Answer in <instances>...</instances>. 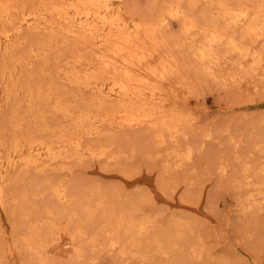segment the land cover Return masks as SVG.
Listing matches in <instances>:
<instances>
[{
  "label": "rangeland",
  "instance_id": "374dc122",
  "mask_svg": "<svg viewBox=\"0 0 264 264\" xmlns=\"http://www.w3.org/2000/svg\"><path fill=\"white\" fill-rule=\"evenodd\" d=\"M127 1L137 13L147 12L148 0ZM212 12L204 1L193 9L201 17V25ZM163 34L170 38V45L160 55L171 64L173 61L179 71L151 85L168 93L165 105L181 116L183 125L179 131L170 138L169 133L148 126H107L95 137H85L82 145L105 149L111 158H72L45 170L11 168L9 200L0 212V264H36L25 239L32 235V225L57 222L56 215L51 214L53 208L48 217L42 213L45 207L52 206L43 186L56 183L76 191L81 218L85 207L95 206L98 200L97 196L88 198L91 192L98 190L103 204L83 229L85 235L78 241L82 250L79 260L70 261L66 253H61L51 255L48 264H186L188 260L190 264H264V140L258 137V131L264 130V53L261 62L254 65L252 56L242 59L229 52L227 46H218L215 52L221 62L211 65L214 76L207 71L208 64L198 63L191 55L194 41H203L202 34H195L184 46L175 45L180 27L174 20ZM42 36L23 29L20 43L0 51V68L11 66L12 56H25L24 63H30L27 69L18 65L12 79L8 73L4 80L0 76V89L8 83L18 88L22 83L9 99L2 93L0 96V161L4 165L17 143L26 150L36 139L34 145L56 140L55 128L70 132L74 127L72 119L83 110L89 111L92 92L78 90L57 72V67L66 62L72 44L59 45L53 52L60 54V62H54V55L49 56L46 83L39 84L42 91L61 92V101L65 99L61 104L70 108L66 107L68 116L53 109V96L43 105L34 100V110L29 111L30 98L25 92L28 86L23 83L41 79L39 65L43 59L28 50L34 49ZM261 45L262 42L255 49ZM89 109L92 115L95 109ZM90 124L85 121L82 128ZM44 125L48 131L42 130ZM187 151L192 154L184 160ZM221 166H225V172H221ZM26 213L28 218L24 217ZM111 214L131 215L135 221L144 219L146 229L134 244L122 237L119 246L110 248L112 235L106 232L112 226L106 222ZM175 222L191 227L182 241L175 242L172 235V229L178 227ZM190 231L195 232L194 238ZM195 238L202 245L190 247L189 241ZM174 243L177 247L170 249ZM158 244L165 247V252L157 250ZM181 256L186 259L181 260Z\"/></svg>",
  "mask_w": 264,
  "mask_h": 264
},
{
  "label": "bare ground",
  "instance_id": "6f19581e",
  "mask_svg": "<svg viewBox=\"0 0 264 264\" xmlns=\"http://www.w3.org/2000/svg\"><path fill=\"white\" fill-rule=\"evenodd\" d=\"M200 1L210 5L211 12H215H212L202 25L199 21L201 17L193 13ZM18 2L19 0H0V25L3 26L0 51H8L19 40L23 29L43 34L35 48L28 50L34 57L40 56L43 59L39 65L41 79L36 81L30 78L32 80L27 81V77V82L23 83V86H28L25 92L30 98L29 111L34 110V100L43 105L53 96V109L64 117L68 116L69 107H63L61 104L65 100L61 101V92L49 93L39 89V86L46 83L49 56L54 55L53 52L59 45L72 44L66 62L57 67V72L62 73L64 79L78 90L92 92L88 110L91 112L89 107H93L95 112L91 115L89 111H81L78 117L72 119L74 127L70 132L55 128L56 140L54 137V140L40 141L34 145L36 139L26 150L15 143L14 154H8L7 164L4 165V162L0 161V212L5 210L9 200L11 168L40 167L45 170L52 164L72 158H111L105 149L97 150L82 145L85 137H95L104 127L122 129L148 126L162 133H169L170 138L176 135L183 125L181 116L166 108L165 103L169 102L168 93L151 85L153 81L161 82L179 71L172 60L171 64L160 55V52L170 45V38L163 37V30L173 20L180 27V35L175 45H183L189 39L193 40L197 33L204 36L199 44L194 41L196 45L192 44L191 55L198 63L208 64L206 69L210 75H214L211 65L221 62V57L215 52L218 46H227L229 52L238 54L242 59L252 56L254 65L261 62L264 53V0H148L147 12L143 14L137 13L127 0ZM261 42V47L255 49ZM26 58L20 55L12 56V65H3L0 68L1 79L4 80L6 73L9 74V79H12L17 73L15 68L18 65H25L23 69H27L30 63H24ZM53 60L60 62V54L54 55ZM12 84L3 86L0 96L2 93L9 99L12 94H17L22 83L18 88ZM31 84L37 87L33 89ZM2 85L0 80V88ZM49 91L52 92L51 89ZM85 121H91V124L82 128ZM42 130L48 131L49 127L44 125ZM258 132L261 134L258 137L264 140V130ZM191 154V151H187L183 159H189ZM220 170L225 172V166H221ZM75 192L71 186L61 183L43 186V193L48 194V202L52 206L45 207L42 213L47 217L55 214L57 222H43L30 228L32 235L25 240L36 264H48L51 255L61 253H66L70 261H77L81 257L82 250L78 241L85 235L83 229L86 223L92 221L95 209L100 207L103 201L98 190L96 193L91 192L88 198L97 196L98 200L96 199L95 206L89 204L85 207L84 217L81 218L78 212V195ZM50 207L53 208L52 213ZM28 216L27 213L24 215L25 218ZM135 219L131 215L126 217L123 214H111L108 217L106 225L112 226V229L106 232L107 235H112L108 244L110 248L119 246L122 237L128 239L129 244H134L135 238L146 229L144 219ZM174 225L178 226L172 229L175 242L183 240L186 232L191 230L190 226L181 222H175ZM192 237L194 238V235ZM200 244L198 238L189 241L190 247ZM175 247V243L171 244L170 249ZM157 250L165 252V247L158 244ZM183 259L186 258L181 256V260ZM188 261L186 264H190Z\"/></svg>",
  "mask_w": 264,
  "mask_h": 264
}]
</instances>
